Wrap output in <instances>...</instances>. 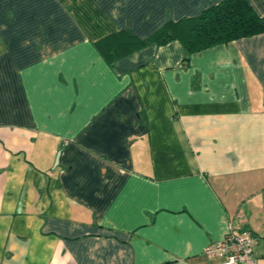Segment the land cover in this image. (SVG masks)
I'll use <instances>...</instances> for the list:
<instances>
[{
  "label": "crops",
  "instance_id": "1",
  "mask_svg": "<svg viewBox=\"0 0 264 264\" xmlns=\"http://www.w3.org/2000/svg\"><path fill=\"white\" fill-rule=\"evenodd\" d=\"M221 0H0V264H264V32L151 40ZM264 18V0H249Z\"/></svg>",
  "mask_w": 264,
  "mask_h": 264
},
{
  "label": "trees",
  "instance_id": "2",
  "mask_svg": "<svg viewBox=\"0 0 264 264\" xmlns=\"http://www.w3.org/2000/svg\"><path fill=\"white\" fill-rule=\"evenodd\" d=\"M261 32H264V18L249 0H221L194 17L167 21L145 40L124 29L101 39L98 45L109 59L151 40L164 44L177 39L188 53H192L213 44Z\"/></svg>",
  "mask_w": 264,
  "mask_h": 264
},
{
  "label": "built area",
  "instance_id": "3",
  "mask_svg": "<svg viewBox=\"0 0 264 264\" xmlns=\"http://www.w3.org/2000/svg\"><path fill=\"white\" fill-rule=\"evenodd\" d=\"M256 241L251 230L240 229L230 222L223 238L205 246L202 254L217 259L218 264H257L254 255Z\"/></svg>",
  "mask_w": 264,
  "mask_h": 264
}]
</instances>
